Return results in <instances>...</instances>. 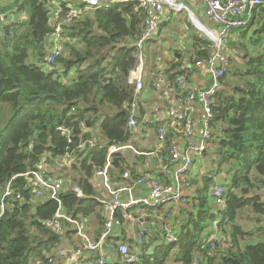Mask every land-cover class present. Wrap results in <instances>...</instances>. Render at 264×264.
I'll list each match as a JSON object with an SVG mask.
<instances>
[{"label": "trees", "instance_id": "16d2710c", "mask_svg": "<svg viewBox=\"0 0 264 264\" xmlns=\"http://www.w3.org/2000/svg\"><path fill=\"white\" fill-rule=\"evenodd\" d=\"M75 6L80 13L69 24L53 22L58 8L59 16H68ZM146 18V9L134 0L92 9L81 0H0V264H61L60 259L50 262L48 256L63 246L66 237L78 235L75 220L88 223L94 217V241L99 240L108 213L92 179L106 165L110 146L129 141L130 109L137 97L129 76L137 63L135 43ZM259 22L249 42L256 49L262 46L257 53L246 42L229 41L240 46L242 63L230 62L214 96L210 138L205 141L211 155L202 156L214 160L202 175L204 186L194 196H184L182 202L189 207L181 208L186 216L178 227L172 219L162 221L165 235L178 229V240L158 242L159 229L154 234L143 231L140 243L126 235L119 240L111 235L107 243L114 248L128 243L138 252L135 262H125L114 249L118 259L111 264H195L197 259L200 264H264V238L247 241L254 232L239 222L247 209L257 218L264 216L262 196L250 194L264 186V11ZM60 23L62 54L49 65L45 56L53 45L54 26ZM251 24L240 29L242 37ZM194 43L191 61L209 57L207 42L198 34ZM182 54L177 52L178 60L171 63L170 72H177L168 74L170 82L187 72L180 68ZM151 83L154 86L155 80ZM93 139L95 146L81 147ZM165 146H171L167 138ZM64 158L71 159L83 195L65 184L58 199H36L29 177L41 169L55 176L58 161ZM110 159L109 180L118 186L130 167L119 151ZM223 173L230 176L223 183L226 206L216 211L209 204V186ZM8 184L20 198L4 197ZM159 205L140 204L136 215L161 212ZM59 210L65 215L60 230H55L48 222ZM115 219L121 224L127 221L120 210ZM213 224L218 233L209 228ZM155 242V248L148 249Z\"/></svg>", "mask_w": 264, "mask_h": 264}, {"label": "built area", "instance_id": "2783aa9c", "mask_svg": "<svg viewBox=\"0 0 264 264\" xmlns=\"http://www.w3.org/2000/svg\"><path fill=\"white\" fill-rule=\"evenodd\" d=\"M84 6L88 9L97 8L101 6H112L116 3H123L132 0H81ZM140 3L142 7L146 9L147 18L145 20V28L135 43L136 47V59L137 63L133 70L130 72L129 83L135 86L136 96L140 94L145 87V46L156 36L158 32V26L160 22L165 18L166 6L174 12L180 13L184 11L189 12L190 21L195 26L196 30L200 32L204 42H207V46L210 49L209 57L197 61V65H204L208 69V72L212 76V84L210 87L204 90L196 92L186 81L184 73L176 74L175 82H167L165 77H158V82L165 84L167 92L171 94H179L180 101L183 102L186 107L169 108L165 114L157 116L155 119L157 123V136L158 140L163 144V161L167 163L177 164L173 178L171 181L160 180L155 176L144 173L133 176L132 172L126 170L123 173L125 183L122 187H114L109 180L108 169L111 165L110 156L119 151L121 148L130 147L131 145H112L109 148V158L106 165L98 170L97 175L103 178V186L110 194L109 200H104L106 204V211L108 213V219L104 228L101 231V235L98 241H94L87 233L86 221L80 219L75 220L78 234L84 239V244L81 247H73L68 249L63 246H56L50 253L49 260L54 262L61 257H65L68 263L71 264H107V258L103 253L106 248L107 240L111 236L114 222L115 213L117 210L122 211V214L126 220L131 222L135 227L139 226L141 219L146 215L137 216L134 211L135 207L140 204L158 205L166 202H182L186 195L187 177L190 169L195 164V160L203 156V149L206 148L205 141L210 138V120L213 117L212 105L215 94L221 89V78L229 67V62L232 56L227 53V46L229 45L231 33L234 30L241 29L247 26L255 17V15L261 11H264V0H198L202 3L206 16L215 21L217 26L212 28L204 23L192 10L189 9L188 4L184 0H134ZM61 9L58 8L54 13L53 22L59 19ZM80 9L75 6L71 7L66 16V19L61 20V23L69 24L74 18L78 17ZM61 23L54 26V32L52 33L53 45L49 47V50L45 56V61L49 65H54L58 56L62 54L61 38L62 29ZM11 37L13 36V30H11ZM200 38V36H199ZM201 39V38H200ZM52 50L50 51V49ZM58 48V50H56ZM175 72L172 71V74ZM180 91V92H179ZM200 99L205 117L202 120L203 132L200 140L196 138V125L198 121L191 115V106L194 100ZM137 100L133 103L130 109L129 127L135 128L137 126V120L134 118L138 116ZM170 121L178 122L181 125V130L184 136L188 139V144L183 152L172 146H165V141L168 132V123ZM59 129H63L59 127ZM67 129H65L66 131ZM86 144L89 146H95L96 142L88 140L82 143L81 147ZM207 149V148H206ZM28 185L34 186L33 192L37 199L46 200L49 198L58 199L59 194L63 189V183L60 179H56L54 175L48 171L41 169L33 173L29 177ZM147 187L148 193L137 198L134 196V189L137 187ZM264 190V187L261 188ZM75 192L78 196H82V190L75 188ZM127 191V196L123 200L121 197L122 191ZM226 187L223 183H216L211 189V196L216 205L221 208H225ZM14 188L11 184L7 185L4 193L5 198L13 197L15 195ZM16 198H20V194L15 195ZM5 203L1 204V208L4 209ZM60 210L56 213L53 221L48 222V226L55 230H60L61 222L60 218L64 216ZM169 216V215H168ZM144 232L140 231L133 237L139 240V243L143 239ZM167 243H174L178 240V236L175 233L168 230L165 235ZM121 259L125 262H135L138 258L137 250H133L128 243H120L114 248ZM195 264H200V260H196Z\"/></svg>", "mask_w": 264, "mask_h": 264}, {"label": "crops", "instance_id": "0c3cea01", "mask_svg": "<svg viewBox=\"0 0 264 264\" xmlns=\"http://www.w3.org/2000/svg\"><path fill=\"white\" fill-rule=\"evenodd\" d=\"M184 1L188 4L189 9L192 10L204 23L212 28L217 26L215 21L209 19L206 16L201 2L198 0ZM259 16L260 12L257 13L254 19L251 21V29L245 32L246 34L245 36L243 35L244 37L241 36L240 29L234 30L231 33L230 41L236 43L246 42L249 50H251L253 53H257V50H260L262 46H259L258 49H256V47L250 43L254 36V30L261 26V22H259ZM195 30L196 28L190 21L188 11L177 13L166 6L165 18H163V20L160 22L156 36L146 45L144 49L145 87L143 91L136 97L139 120L137 121V126L135 128H131L129 131V141L123 143V145L131 146L124 147L119 150L120 154L125 158L127 165L130 167V170L129 168L128 170L131 172L135 171L137 175L148 173L160 180L171 181L173 174L178 167L177 164L163 161V144L158 140L156 131L157 123L155 121L157 116L165 114L166 111L171 107L183 109L186 107V105L180 101V96L178 93L171 94L167 92L165 84H161L158 82V80H156L158 77H165L167 82H170L168 74H172V71L170 72L171 63L178 60L177 52L183 53L182 55L184 58L181 62L182 65L180 68L187 69V72L185 73L186 81L193 90L199 92L200 90L207 89L212 84V76L208 72L206 66H199L190 59V56L195 53L196 45L194 43V35L197 34ZM239 47L238 45L227 46V53L232 56L230 62L234 61L242 63L240 56L241 51L239 50ZM173 71L177 72V69H174ZM153 80H155L154 86L151 83ZM190 111L192 117L198 121L195 131L196 138L200 140L203 132L202 120L205 117V112L198 97L197 100L193 101ZM167 128V141L171 143L172 147L178 149L180 152H183L187 147L188 139L184 136L183 131L181 130V125L178 122L170 121ZM93 141L97 140L93 139ZM212 149H214V147H212ZM209 155H211V153ZM212 159L214 160V158L208 159L207 157L206 159L204 157H200L196 161L198 163L195 162L196 164L192 166V170L188 173L187 177L189 183H187L185 188L186 195L191 194V196H194L197 194L198 190L202 189L204 186L202 175L211 167ZM225 178L229 179L230 176L227 173H223L217 177H214V183L209 186V190L212 189L216 183H227L228 180H224ZM92 181L98 188L100 194L104 197L102 200H107L106 196H108V191L103 189V178L99 175H96L93 177ZM124 183L125 180H123V182L118 186L114 185V187H122ZM262 187L264 186L260 184L259 187L256 190L251 191L250 194L258 193L262 196V200L264 201V190L261 189ZM133 193L135 197L141 198L148 193V188L140 186L134 189ZM126 196L127 191H122L121 197L123 200L126 198ZM209 204L213 210L217 211L220 208V206L215 204L212 198ZM160 207H162L161 212L154 211L153 214L148 215L145 214V212H142V215H147L145 216L146 218L144 217V221L141 220L139 224V226L142 228V231H147L151 234H154L157 229L160 230L163 219H165V223L167 219H169V221L172 219L174 222H176L175 226L178 227L181 219L186 216L185 213H182L181 208H188L189 205L183 202H166L161 203L159 205V208ZM139 210V208H137V210L136 208L134 209L136 213H139ZM246 211L244 213V217L239 219V222L243 224L244 228H249L254 232L252 236L253 238L250 240H262V238H264V216L257 218L251 209H247ZM148 217H150V219H148ZM174 219L178 220L175 221ZM96 225L97 222L95 218H89L87 223V233L93 240H95L97 234ZM138 227L136 228L133 226L128 220L123 224L116 220L111 235L112 237L118 238L116 240H119V237L124 235L134 238L133 236L140 232ZM216 233H218L217 230ZM74 235L75 237L73 240L77 242L78 240H76V236L78 235ZM71 239H68L67 242H69ZM111 243L112 242L107 243L105 248L108 251H106V258L108 261L107 264H111L118 259V255L114 250L113 244ZM63 264L71 263L63 262Z\"/></svg>", "mask_w": 264, "mask_h": 264}, {"label": "rangeland", "instance_id": "374dc122", "mask_svg": "<svg viewBox=\"0 0 264 264\" xmlns=\"http://www.w3.org/2000/svg\"><path fill=\"white\" fill-rule=\"evenodd\" d=\"M59 19H61V20H64V19H66V16H61V17H59ZM251 29V28H250ZM195 32L198 34V36H200V40H202V41H204V39L201 37V33L200 32H198V31H196L195 30ZM52 48L53 47H51V49H50V51L52 50ZM56 50H58V48H56ZM46 68H49V66L48 65H46L45 66ZM74 70V69H73ZM148 70V69H147ZM71 78H73L74 77V75H75V70L74 71H72L71 73ZM69 74V75H70ZM71 78L69 77L67 80L69 81V79L71 80ZM70 158H64V159H62V160H59L58 161V164H57V167L55 168V171L57 170L58 172H56L57 174H55V178L56 179H60L61 180V182L63 183V185H67V186H69V187H71L73 190L75 189V188H79V186L77 185V183H76V181H75V177H76V171L75 170H73L72 168H71V166H70ZM196 163H198V162H196ZM195 163V164H196ZM103 189L105 190L106 188L103 186ZM75 191V190H74ZM99 192V191H98ZM109 196H110V194L108 193V196H106V199L108 200L109 199ZM102 197V198H101ZM101 197H99V199L103 202L104 200H102L104 197L103 196H101ZM37 199V198H36ZM106 200V201H107ZM104 203V202H103ZM86 225H87V222H86ZM138 227V226H137ZM136 227V228H137ZM212 227H214V224L213 225H211L209 228H212ZM139 228V230H142V228H141V226H139L138 227ZM215 228V227H214ZM162 228H160V230H159V238L157 239L158 240V242H160V243H162L163 242V239L165 240V232L164 231H162L161 230ZM178 229L177 228H175V230L173 229V233H176V231H177ZM75 237V235H73L71 238V240H69V242H67V237L65 238V241H64V244H63V247H66V248H68V249H71V248H73L74 246L75 247H81V246H83V242H85L84 241V239L78 234V236H76L77 237V239L76 240H78L77 242H75V240H73V238ZM79 237V238H78ZM250 239H252V238H247V241H250ZM252 241V240H251ZM73 242V243H72ZM157 242V241H156ZM153 243V244H151V245H149L148 246V249H150V250H153L154 248H155V245H157V243ZM165 242H166V240H165ZM75 243V244H74ZM167 243V242H166ZM74 245V246H71V245ZM54 249V248H53ZM53 251V250H52ZM106 249H104L103 250V253H104V255L105 256H107V254H106ZM108 252V251H107ZM174 252H176V249L173 251V253ZM60 259V263L61 264H63V262H67V260H66V258L65 257H61V258H59ZM39 262H37L36 264H38Z\"/></svg>", "mask_w": 264, "mask_h": 264}, {"label": "water", "instance_id": "95a60500", "mask_svg": "<svg viewBox=\"0 0 264 264\" xmlns=\"http://www.w3.org/2000/svg\"><path fill=\"white\" fill-rule=\"evenodd\" d=\"M134 118H135L137 121L139 120V116H135ZM129 131H130V127H127V132H129ZM203 154H204V155H209L210 153H209V151H208L206 148H204V149H203ZM212 160H213V159H212ZM243 192H244V193H247V192H249V189H248V188H244V189H243ZM144 219H145V218H142L141 220L144 221ZM148 219H150V217H148ZM178 238H179V236H178Z\"/></svg>", "mask_w": 264, "mask_h": 264}]
</instances>
